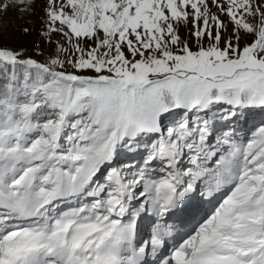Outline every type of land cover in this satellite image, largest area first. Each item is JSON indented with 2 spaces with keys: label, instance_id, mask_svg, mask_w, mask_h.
Segmentation results:
<instances>
[{
  "label": "snow or ice",
  "instance_id": "6c2138e0",
  "mask_svg": "<svg viewBox=\"0 0 264 264\" xmlns=\"http://www.w3.org/2000/svg\"><path fill=\"white\" fill-rule=\"evenodd\" d=\"M38 2L0 42V264H264V0L0 13Z\"/></svg>",
  "mask_w": 264,
  "mask_h": 264
},
{
  "label": "rangeland",
  "instance_id": "374dc122",
  "mask_svg": "<svg viewBox=\"0 0 264 264\" xmlns=\"http://www.w3.org/2000/svg\"><path fill=\"white\" fill-rule=\"evenodd\" d=\"M40 8L41 4L38 2L36 4V13L31 16L17 11L15 8L10 9L6 13H0V42L13 48L27 47L29 54H31L34 44L39 42V36L35 30L32 31L31 35H22L21 29L25 25L32 29L39 28Z\"/></svg>",
  "mask_w": 264,
  "mask_h": 264
},
{
  "label": "bare ground",
  "instance_id": "6f19581e",
  "mask_svg": "<svg viewBox=\"0 0 264 264\" xmlns=\"http://www.w3.org/2000/svg\"><path fill=\"white\" fill-rule=\"evenodd\" d=\"M142 233H144V230H143V232Z\"/></svg>",
  "mask_w": 264,
  "mask_h": 264
}]
</instances>
